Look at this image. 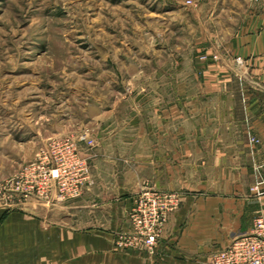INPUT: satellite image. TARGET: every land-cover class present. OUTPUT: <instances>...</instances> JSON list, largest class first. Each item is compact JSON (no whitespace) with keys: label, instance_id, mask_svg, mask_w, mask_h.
Masks as SVG:
<instances>
[{"label":"crops","instance_id":"0c3cea01","mask_svg":"<svg viewBox=\"0 0 264 264\" xmlns=\"http://www.w3.org/2000/svg\"><path fill=\"white\" fill-rule=\"evenodd\" d=\"M194 2L196 48L222 50L220 59H177L156 76L133 77L143 85L129 91L124 123L98 103L85 106L91 121L80 124L96 145L88 190L112 200L93 221L72 217L66 204L4 207L0 264H210L264 215V0ZM145 186L177 194L179 207L153 251H117L114 234L128 229L132 197Z\"/></svg>","mask_w":264,"mask_h":264},{"label":"rangeland","instance_id":"374dc122","mask_svg":"<svg viewBox=\"0 0 264 264\" xmlns=\"http://www.w3.org/2000/svg\"><path fill=\"white\" fill-rule=\"evenodd\" d=\"M194 1L0 0V187L59 133L90 137L91 126H82L91 121L85 106L98 103L109 120L126 122L129 91L143 85L133 77L156 76L177 59L218 61L222 50L196 48ZM95 147L85 150L91 167ZM93 185L92 177L78 199L62 203L72 217L93 221L112 200L90 192ZM113 246L140 250L117 248L115 234Z\"/></svg>","mask_w":264,"mask_h":264},{"label":"built area","instance_id":"2783aa9c","mask_svg":"<svg viewBox=\"0 0 264 264\" xmlns=\"http://www.w3.org/2000/svg\"><path fill=\"white\" fill-rule=\"evenodd\" d=\"M189 3V2H188ZM237 66L244 60L236 58ZM94 141L86 133L55 137L41 146L34 159L23 165L0 187V207L35 202L54 207L78 199L92 184L86 149ZM179 196L145 186L132 197L127 212L128 229L115 233L121 249L153 251ZM210 264H264V215L253 219L250 232L210 255Z\"/></svg>","mask_w":264,"mask_h":264}]
</instances>
